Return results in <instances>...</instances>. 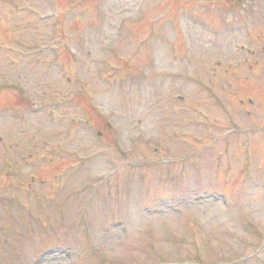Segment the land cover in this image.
<instances>
[{
  "label": "rangeland",
  "instance_id": "rangeland-1",
  "mask_svg": "<svg viewBox=\"0 0 264 264\" xmlns=\"http://www.w3.org/2000/svg\"><path fill=\"white\" fill-rule=\"evenodd\" d=\"M242 2L0 0V264H264Z\"/></svg>",
  "mask_w": 264,
  "mask_h": 264
},
{
  "label": "flooded vegetation",
  "instance_id": "flooded-vegetation-1",
  "mask_svg": "<svg viewBox=\"0 0 264 264\" xmlns=\"http://www.w3.org/2000/svg\"><path fill=\"white\" fill-rule=\"evenodd\" d=\"M243 0H232V3H231V5H232V7H240V6H242V7H251V6H247V5H245V3H243L242 2ZM245 9H247V8H245ZM250 10V9H249Z\"/></svg>",
  "mask_w": 264,
  "mask_h": 264
}]
</instances>
